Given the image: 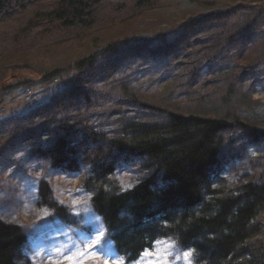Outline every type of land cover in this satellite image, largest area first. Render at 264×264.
<instances>
[{"label": "rangeland", "instance_id": "1", "mask_svg": "<svg viewBox=\"0 0 264 264\" xmlns=\"http://www.w3.org/2000/svg\"><path fill=\"white\" fill-rule=\"evenodd\" d=\"M8 1L0 219L26 229L22 264H194L174 239L136 261L119 256L87 176L113 165L109 186L133 188L153 169L121 158L113 142L128 139L132 123L179 114L234 124L210 169L219 194L263 185L264 0H87L92 24L73 27L45 15L62 0ZM255 224L249 244L259 246L264 212Z\"/></svg>", "mask_w": 264, "mask_h": 264}, {"label": "trees", "instance_id": "2", "mask_svg": "<svg viewBox=\"0 0 264 264\" xmlns=\"http://www.w3.org/2000/svg\"><path fill=\"white\" fill-rule=\"evenodd\" d=\"M12 6L0 0V23ZM94 8L87 0H62L45 15L65 27L91 25L87 19ZM233 126L223 119L173 114L164 125L132 123L128 139L113 142L121 158L153 169L121 192L109 186L113 165L100 163L90 171L96 175L87 176L94 209L119 256L136 261L159 239H174L195 252L194 264H264V244H249L259 233L255 222L264 212V184L248 183L222 196L210 175L224 133ZM26 238V229L0 219V264H22Z\"/></svg>", "mask_w": 264, "mask_h": 264}, {"label": "snow or ice", "instance_id": "3", "mask_svg": "<svg viewBox=\"0 0 264 264\" xmlns=\"http://www.w3.org/2000/svg\"><path fill=\"white\" fill-rule=\"evenodd\" d=\"M152 253H145V255H151ZM153 264H165L164 261H155Z\"/></svg>", "mask_w": 264, "mask_h": 264}]
</instances>
